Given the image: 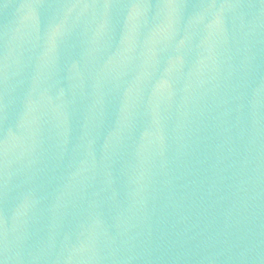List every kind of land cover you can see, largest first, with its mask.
Returning <instances> with one entry per match:
<instances>
[{
  "label": "water",
  "instance_id": "obj_1",
  "mask_svg": "<svg viewBox=\"0 0 264 264\" xmlns=\"http://www.w3.org/2000/svg\"><path fill=\"white\" fill-rule=\"evenodd\" d=\"M0 264H264V0H0Z\"/></svg>",
  "mask_w": 264,
  "mask_h": 264
}]
</instances>
